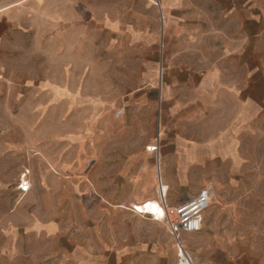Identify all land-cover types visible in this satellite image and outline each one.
Returning a JSON list of instances; mask_svg holds the SVG:
<instances>
[{"label": "rangeland", "instance_id": "rangeland-1", "mask_svg": "<svg viewBox=\"0 0 264 264\" xmlns=\"http://www.w3.org/2000/svg\"><path fill=\"white\" fill-rule=\"evenodd\" d=\"M249 4L256 6L257 20L238 32V17L252 13L236 9ZM80 5L86 13L83 7H109L108 16L119 26L111 33L99 24L81 29L77 45L52 42L47 56H28L25 47L0 76V264H94V256L105 264L111 242L127 247L124 264H177L165 225L133 211L144 213L141 205L158 198L155 155L146 147L157 145L162 135L160 161L170 205L210 189L212 203L201 230H232L227 215L233 199L264 197V135L251 142L235 177L224 172L228 160L214 161L213 173L201 159L181 176L171 163L166 173L164 164L172 158L164 152L170 143L168 88L187 80L170 77L169 54L185 53V38L182 46L170 48L167 16L163 21L149 0H81ZM177 5L195 34L186 52L195 60L182 65L199 72L213 58L227 68L225 50L231 44L241 56V84L248 80L244 66L256 63L258 95H264V0H177ZM120 110L123 115L116 118ZM23 175L24 192L18 187ZM139 181L147 191L138 189ZM237 183L239 191L233 189ZM35 220L57 231L34 233ZM182 242L192 264H204L196 241L182 237Z\"/></svg>", "mask_w": 264, "mask_h": 264}, {"label": "crops", "instance_id": "crops-1", "mask_svg": "<svg viewBox=\"0 0 264 264\" xmlns=\"http://www.w3.org/2000/svg\"><path fill=\"white\" fill-rule=\"evenodd\" d=\"M149 1L158 5V13L162 14L163 21H165L163 16H167L168 29L173 31V37L169 39L170 48L182 46L180 39L184 37L182 47L187 52L192 45L190 36L195 34L189 33L188 16L183 11L184 8L178 7L177 0ZM80 4L81 0H0V76L3 72H8L4 64L14 65L17 56L26 52L25 47H30L28 49L30 51L26 53L28 56L36 58L43 56L44 53L47 56L52 42L58 47L77 45L81 29L95 30L99 24L106 32L111 33L119 26V21L114 23V19L108 16L112 12L109 7L101 10L92 6L83 7L88 9L87 13L90 16L88 19H82L81 13H87L81 12ZM255 8V5L251 7L250 4L237 7L238 14L252 13V17L242 19L238 17L236 22L238 32L246 29L247 22L255 23L257 20ZM186 52L177 54L172 50L169 54L170 77L176 79L184 77L187 80L181 84L175 81V85L168 88V120L165 126L170 143L164 152L170 153L172 158L164 164L166 173L173 166L178 169L181 176L185 167L201 159L207 173L214 172L211 170L214 161L228 160L230 165L224 172L233 174V177L240 175L242 158L249 156L246 151L249 150L251 142H254L257 136L264 135V95H258L256 63L253 66L249 64L244 66L246 73L243 76L248 80L242 85L241 56L233 53L231 44L225 50L227 68L221 66L220 62L223 60L209 58L202 71L189 69V65H182L183 62L194 61L195 58ZM190 78L193 79L192 85H189ZM161 136L159 134V142L154 145L157 147L156 151L151 153L155 155V164L160 163V173L164 182L160 161ZM154 146H147V151L150 152L149 149ZM154 167L157 182V166ZM142 173L151 175L146 171L140 174ZM138 189L147 191L143 181H139ZM233 189L239 191L241 189L239 183L234 185ZM170 201L174 203L176 199L171 198ZM231 206L233 212L227 215V218L234 225L232 230H201L194 234H184L182 236L184 241L187 239L193 243L196 241L202 250L201 253L206 256L204 264H264V197L233 199ZM48 226L50 225L35 220L30 227L34 233L44 231L53 234L57 231L52 226L50 233L47 230ZM188 235L196 236L188 238ZM230 238L241 239L228 241ZM126 248L114 247L112 242L106 243L105 264H124L127 260ZM99 261L100 258L96 256L92 259L94 264H98Z\"/></svg>", "mask_w": 264, "mask_h": 264}, {"label": "built area", "instance_id": "built-area-1", "mask_svg": "<svg viewBox=\"0 0 264 264\" xmlns=\"http://www.w3.org/2000/svg\"><path fill=\"white\" fill-rule=\"evenodd\" d=\"M123 111L120 110L116 114V118H120ZM157 147H151L150 152L156 151ZM157 166V203L161 210L160 215L140 213L137 207H133V211L140 215H147L152 221L160 222L165 225L166 230L172 237L177 254V264H192L188 254L185 251L182 236L184 234L198 233L202 229L203 214L210 208L212 201V193L210 189H202L197 195L177 205H170L166 202L167 189L160 173V163ZM25 175L22 176V179ZM22 179L18 185L19 189L24 192L28 185L23 187ZM144 203L142 206H145Z\"/></svg>", "mask_w": 264, "mask_h": 264}, {"label": "bare ground", "instance_id": "bare-ground-1", "mask_svg": "<svg viewBox=\"0 0 264 264\" xmlns=\"http://www.w3.org/2000/svg\"><path fill=\"white\" fill-rule=\"evenodd\" d=\"M151 149V148H150ZM22 185L27 186V182L25 180V177L22 179ZM165 189L168 190L167 186H164ZM156 191H157V184H156ZM144 203H147L145 206H142ZM141 205V209L143 210L144 213L146 214H156L157 216L160 215L161 210L159 209V205L157 203V199H151L146 202H144Z\"/></svg>", "mask_w": 264, "mask_h": 264}]
</instances>
